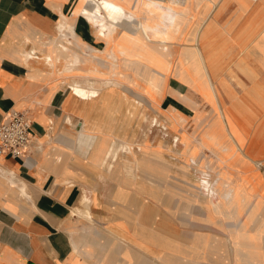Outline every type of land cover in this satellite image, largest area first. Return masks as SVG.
Listing matches in <instances>:
<instances>
[{
  "label": "crops",
  "instance_id": "0c3cea01",
  "mask_svg": "<svg viewBox=\"0 0 264 264\" xmlns=\"http://www.w3.org/2000/svg\"><path fill=\"white\" fill-rule=\"evenodd\" d=\"M88 6L82 0H0V123L12 110L32 121L25 155L0 157V264H151L144 248L134 250L135 232L147 242L144 226L157 216L166 221L167 193L154 192L164 196L156 202L147 195L157 188L135 186L136 178L140 183L159 176L137 170L131 155L116 161L105 156L114 142L136 140L138 125L127 108L133 94L119 88L86 102L70 90L72 84L101 88V58L113 51L84 18ZM61 14L72 27L62 37ZM206 14L209 49L220 53L226 81H233L223 93L227 135L248 160L264 163V0H218ZM172 81L168 88L182 93L185 84ZM159 109L194 114L169 91ZM225 111L235 126L251 121L243 142ZM86 134L95 137L87 146L80 143ZM85 196L92 200V222L75 212L86 210Z\"/></svg>",
  "mask_w": 264,
  "mask_h": 264
},
{
  "label": "bare ground",
  "instance_id": "6f19581e",
  "mask_svg": "<svg viewBox=\"0 0 264 264\" xmlns=\"http://www.w3.org/2000/svg\"><path fill=\"white\" fill-rule=\"evenodd\" d=\"M82 1H87L89 4L87 8L82 9L83 16L86 18L87 23L97 28L98 39L103 40L107 48L114 50L115 46L119 53L126 56L129 61L131 60L130 65L134 68L137 67L135 73L142 76L144 82L151 83L152 88L161 89L163 87L166 82L167 71L173 60L175 59L176 64L181 58L185 65L179 73L183 84L195 88V83H205L215 97L219 93L223 96V93L230 90L233 81H226L225 74H223V65H220V53L212 52L209 49L211 44H209L207 21L204 20L201 24L188 28L186 30H189L188 34L182 41L180 40L182 33H184L182 31L183 24L189 15L193 0ZM194 1L197 7L202 5L204 12H207L210 5L218 0ZM61 17L62 20L59 22L58 27L62 37L64 29H72V27L67 24L64 15L61 14ZM177 34L180 35L179 38L173 39ZM58 44V47H63L61 39ZM103 54L101 59L105 66L100 74L102 78L101 88L88 90L78 84H72L70 87L75 95L86 102L99 99L104 92H116L119 86L122 85L125 86L126 91L129 90V86L124 81L122 83L121 80L114 79L119 74L116 55L110 50L103 52ZM141 56L144 58L142 59ZM26 57L32 59L35 55L29 53ZM49 63L54 64L55 60L50 57ZM72 71L73 68L67 70L68 73ZM235 82L239 85L237 79H235ZM241 87L244 86L241 85ZM173 93L182 102L193 109H197L190 97L175 90ZM127 108L134 118H146L144 110L139 111L136 115L138 107L132 100H129ZM168 113L169 118L163 122L157 117L151 118L149 126H160L161 124L170 127L184 126L185 117L174 109H171ZM175 114L179 116L178 119H175ZM246 121L247 123L250 122L249 120ZM175 138L181 146L180 151H177V142L172 144L173 141L172 145L165 144L163 146V140H161L153 145L146 140L147 137H144L141 141L153 145L156 150L144 151L142 147L136 150L134 146L138 145L140 140L114 142L113 146L105 152V156L116 161L121 154H130L135 158H142L146 163L147 159L151 157L165 160L163 157L165 151H173V153L178 154L181 152L183 159L181 174L187 186H174L176 190L167 188V185L170 184L169 179L171 181L177 180V174L171 176V167L167 165L165 178L159 177L157 178L158 181L150 178L149 181H145L146 185L151 188H157L152 189L154 191L149 197L162 203V198L154 192H157V190L169 192L170 197L166 198L165 207L168 211L171 210L169 212L171 215L176 216L178 212L184 213L188 219L186 225L197 221V230H203L213 221H217L215 222L217 227L211 230L215 234L212 236L209 234L201 235L197 239L198 236L194 233L186 241L178 232L179 228L176 224L171 226V218H167L163 223V221H159V216H157L152 223L159 224L158 231L152 230L150 226H144V229L149 231L148 236L145 234L148 243L135 238L134 241L161 264H226L231 251H233L240 264H264V204L257 201H247L244 205L240 204L239 196L232 193V187L226 186L222 179L212 180L211 174L205 168L208 163L202 157L195 156L188 151V146L184 145V141L179 136ZM94 141L95 137L93 135L86 134L81 137L80 143L87 146ZM196 159L198 160L196 161ZM191 163L198 168L197 172L199 174L196 178L192 175ZM148 165L151 166L149 170H156L158 166H161L159 163ZM109 166H111V163ZM170 185L173 186V183ZM135 186L143 187V180L138 183L136 178ZM179 194L184 198H181ZM172 198L175 202L173 208L171 207ZM91 201L90 197L85 196L83 202L86 205V210L75 212L92 222V216L88 210ZM250 208L253 209V214L248 218L246 214ZM218 228L225 229L226 233L222 235L224 239L217 236L216 230Z\"/></svg>",
  "mask_w": 264,
  "mask_h": 264
},
{
  "label": "rangeland",
  "instance_id": "374dc122",
  "mask_svg": "<svg viewBox=\"0 0 264 264\" xmlns=\"http://www.w3.org/2000/svg\"><path fill=\"white\" fill-rule=\"evenodd\" d=\"M132 1V0H131ZM169 1V0H168ZM130 2V0H129ZM218 5V1L216 3H212L210 5L209 11H212L215 9ZM189 15L186 18L184 24H183V32L181 41L186 37L188 34V31H186L188 28H190L193 25H198L204 22L206 18V13L203 10V6L200 5L199 7L196 6L195 1L193 0L191 2V9L189 10ZM148 14V13H147ZM180 35H175L173 39L179 38ZM114 46L113 53L116 55L118 60V66H119V74L114 77L116 80H121L120 82L127 84L129 86V93L133 96L132 100L135 102V104L138 107V111L136 115L141 112L142 110L145 111L146 118L140 119L139 117L133 116V114L128 111L129 116H132L134 120L136 121V124L138 125L137 128H140L141 130L136 128L135 132V139L140 140V143L138 145L134 146L137 150L138 148L142 147L144 151H154L156 150L154 148V144L156 142H160L163 140V146L165 144H171L173 141L176 144L178 140H176V136H179V138L184 141V145L188 146V151L192 152L193 155H197L202 157V159L208 163V166L205 167L209 173L211 174V179H222L226 186L232 187V193L234 195H238L240 199V204L244 205L247 201L249 202H260L261 204H264V177L263 174L260 172L259 169L264 171V163L259 162H251L246 158V156L243 154L241 148H239L231 138L228 137L225 124H224V113L222 114L223 110H227L225 106V99L223 96L218 94L217 97L213 95V92L210 90L209 87H206L205 83L197 82L195 83V88L191 86L185 85L184 91L181 93L183 95H186L187 97H190L192 101L195 103V106H197V109H194L193 116H184L185 117V124L184 126H163V124L156 125V126H149V122L151 118H158L160 121H165L167 118H169V111H161L159 109V104L161 99L166 95L167 91L169 93L174 95V90L168 88V80L170 78L171 85H175L172 81L173 79H176L181 82L180 80V69L183 68L185 65L183 64L181 58H179V61L175 64V59L173 60L170 68L167 71V77L166 82L163 85L161 89L158 88H152L151 83H146L143 80L142 76H139L135 73L134 66L132 67L130 65V61L126 56H123L119 51H116ZM35 55V53H34ZM178 55V54H177ZM36 57V56H35ZM143 59L144 57L141 56ZM171 70V71H170ZM170 72V73H169ZM116 75V74H114ZM124 81V82H123ZM182 83V82H181ZM236 85L237 82H235ZM238 86L241 87L239 84ZM119 88H123L125 91V86ZM244 88V87H243ZM232 90V84L231 88ZM228 90L227 92H229ZM244 90V89H243ZM177 91V90H175ZM179 92V91H178ZM209 106V107H208ZM187 111L186 109L182 110ZM186 113H190L187 111ZM225 116L227 117V121L229 122V127L231 128V131L233 132V135L237 140L240 142H243L244 136L247 133L248 125L247 121L242 123V126H235L234 123L230 121V115L228 111H225ZM178 115L175 114V119H178ZM144 137H147L146 140L149 141L151 144H145V141H141ZM163 138V139H162ZM178 143V142H177ZM171 144V145H172ZM180 144L178 143L177 151H180ZM127 155V154H126ZM130 155V154H128ZM164 157L165 160H162V162H159L158 158L151 157L147 159L146 163H143L140 158H135V160H138L137 162V170L145 169L148 171L151 176H159L162 178H165V172L167 170V165H170L171 167V176H176L177 180L171 181L169 179V183H173V186L170 184L167 185V188L171 190H176L174 186H180L184 187L187 186L185 180L182 177L181 174V166L183 163V159L180 154L173 153V151H165ZM163 155V156H164ZM158 159V160H157ZM198 159H196L197 161ZM160 164L161 166H158L156 170H149L150 165L148 164ZM147 164V165H145ZM192 164V175H194V178L198 177L197 167L195 164ZM259 166V168H258ZM157 177V178H159ZM156 177V181H158ZM143 185L146 186L145 181H143ZM162 192L167 193L166 197L169 198L170 195L169 192H166L164 190H161ZM160 198L163 195H158ZM181 198H184L181 194H179ZM149 197V195H147ZM164 197V196H163ZM150 198V197H149ZM151 199V198H150ZM153 200V199H152ZM154 202V201H153ZM171 207L174 206V200L172 198L171 201ZM145 203L140 204L141 211H144ZM166 211V220L167 218H171V226L175 225L179 228L178 232L181 233L183 238L188 241L190 237L196 233V236H198L197 239L201 237V235L209 234L210 236L214 235L215 233L211 231L216 226L217 221H213L209 224V226L205 227L203 230H197L198 222H192L189 225H186L188 222L187 216L182 213L178 212L177 215H171L169 212L171 210H167L166 208H163ZM253 214V209L250 208L247 211L246 216L249 218ZM140 213L137 215L136 218H139ZM144 218V217H143ZM162 220V219H161ZM164 221V220H163ZM159 225L157 223L150 226V228L154 231H158ZM164 230V229H163ZM225 229L218 228L217 236L224 239L222 236ZM199 234V235H198ZM136 237L139 235L142 238V232L138 233V230L135 232ZM148 243V242H147ZM133 245L135 246L134 250L136 251V248L142 249L135 241L133 242ZM120 250V249H119ZM148 252V251H147ZM149 253V252H148ZM264 256V251H263ZM129 258V257H128ZM264 258V257H263ZM150 261L151 264H161L155 257H153L150 254ZM159 262V263H158ZM136 264H139V262L136 261ZM205 264V263H204ZM207 264V263H206ZM226 264H240L239 261H237V258H235L233 251L230 252V255L228 256V259L226 260Z\"/></svg>",
  "mask_w": 264,
  "mask_h": 264
},
{
  "label": "built area",
  "instance_id": "2783aa9c",
  "mask_svg": "<svg viewBox=\"0 0 264 264\" xmlns=\"http://www.w3.org/2000/svg\"><path fill=\"white\" fill-rule=\"evenodd\" d=\"M31 128L32 121L26 112H7L0 123V157L24 156L32 142Z\"/></svg>",
  "mask_w": 264,
  "mask_h": 264
}]
</instances>
